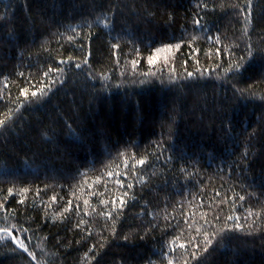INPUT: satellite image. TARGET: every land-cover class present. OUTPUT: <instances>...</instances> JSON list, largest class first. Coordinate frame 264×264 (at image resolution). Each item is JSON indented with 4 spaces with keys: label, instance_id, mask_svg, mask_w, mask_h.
I'll return each mask as SVG.
<instances>
[{
    "label": "trees",
    "instance_id": "trees-1",
    "mask_svg": "<svg viewBox=\"0 0 264 264\" xmlns=\"http://www.w3.org/2000/svg\"><path fill=\"white\" fill-rule=\"evenodd\" d=\"M245 9L0 0V119L11 116L0 127V226L15 225L36 256L2 239L0 264H264V60L247 59L248 44L264 48V0H252L251 23ZM105 12L108 28L96 20ZM240 57L245 70L225 76ZM249 85L256 98L235 90Z\"/></svg>",
    "mask_w": 264,
    "mask_h": 264
},
{
    "label": "snow or ice",
    "instance_id": "snow-or-ice-1",
    "mask_svg": "<svg viewBox=\"0 0 264 264\" xmlns=\"http://www.w3.org/2000/svg\"><path fill=\"white\" fill-rule=\"evenodd\" d=\"M202 3H203V0H201V4ZM197 7H200V4H198ZM203 7L207 8V5L204 4ZM251 8H252V0H246V9L245 10L248 11V15L245 17V20L248 23H251V11H250ZM109 12H111L112 16L115 15V13L111 9H109ZM109 12H105V13L102 14V16H97V18H96L97 22L102 23L105 28H108V27L111 26V19H110V16H109ZM2 19H4V16L0 15V20H2ZM169 19L171 20L172 17L169 16ZM200 21H201V18H194L193 19V24L196 27H202ZM91 26L92 25L89 24V27H91ZM245 34H247V27H245ZM9 35H11V32L9 33ZM197 38L198 37H196V36H192L191 37L192 40H196ZM209 39H211V37H209ZM216 42L217 43L220 42L219 36L216 37ZM233 46L238 47V45H233ZM112 47L113 48H118L119 44L118 43L117 44H113ZM172 47H173V45H166L165 46L166 49H171ZM179 47H180V44H176L175 45V48L179 49ZM227 49H228V46L226 45L225 46V50H227ZM156 51L159 53V52L163 51V49H157ZM219 52H220V50L217 49V54H219ZM257 54H259L261 59L264 60V48L254 49L251 44H248V46H247V59L249 61L254 60L256 58ZM69 59H71V58H69ZM83 63H85V64L88 63L86 58L84 59ZM133 63H135V62H133ZM149 63L150 64L153 63V58L152 57L149 58ZM75 66L77 68H80L81 64L77 63ZM242 70H245V58L244 57H240L239 60L230 61L229 64H228V67L224 69V74H225V76H227L228 73H233L234 75H237ZM49 71H51V69ZM57 71H62V70L58 69ZM20 75H23V73H20ZM47 75H48V73H45V76H47ZM187 75L189 77H191L193 75V73L189 72ZM218 78H222V77H218ZM5 79H7V77H5ZM105 79H107V78L105 77ZM259 82H264V69H262V71H261L260 81ZM233 87L235 88V85H233ZM235 90L241 96L247 94L251 98H256V93L253 90V86L252 85H249L247 88H236ZM20 91H21V95H24L25 97H27L28 91H29L27 88H22ZM38 91H39L40 95H46V93L43 91V89H40ZM31 95L33 97H36L38 95V92L37 91H32ZM259 98L260 99H264V96L259 97ZM9 119H11V116L9 114H5V118L4 119H0V127L5 126L6 121L9 120ZM68 128L70 130H72L70 124L68 125ZM72 134L76 135L75 130H72ZM118 155L119 156H123L124 154L123 153H119ZM247 157H248V150H247V146H245V151L242 153V159H246ZM131 159L135 161V163L132 164L133 168H135L136 164L144 165V163H145L144 159L136 160L134 155L131 157ZM124 164H125V167L127 168L128 167V161L125 160ZM181 170L183 171V169H181ZM108 175L111 176V175H113V173L109 172ZM117 175H118V173H117ZM117 183H119V181H117ZM128 187H132V185L129 184ZM11 191H12L11 188L8 189L9 194H11ZM25 191H27V189H25ZM125 195H127V193H125ZM51 199L53 201H55L56 197L53 196ZM240 199L243 200L244 197L241 196ZM21 203H23V201H21ZM87 203L88 202L85 201V204H87ZM101 203L107 204L108 201H101ZM111 203L113 205H116L117 201L113 200ZM118 203L121 206H123L126 203V201L121 198V199L118 200ZM2 207H3V204H0V208H2ZM70 207H71V202H69V208ZM68 210L69 209H67V208L64 209L65 212L68 211ZM61 215H63V213H61ZM100 215L106 216L109 219L112 218V213L111 212H107V213L102 212V213H100ZM249 215H251V212L249 213ZM7 219H8V217L5 216L4 220L7 221ZM228 219L231 220V219H233V217L229 216ZM85 223H86L85 221L81 220L75 225V227L79 228L82 224H85ZM15 227H16L15 225H9L7 223H5L3 226H0V233H3V235H0V240L10 238L13 241V243L16 244V248L12 250L13 252H15V251H17V249H19L23 253H26L29 257H31L32 260H35L36 259L35 254L29 250V248H28L27 244L25 243L24 239H18L15 235H13V231L12 230ZM237 227H239V225H237ZM23 231H27V229H23ZM197 231H199V229H197ZM112 233H113V235L115 234V222H113V225H112ZM91 234L92 233L89 230L88 231V235L90 236ZM128 238H129L128 236L124 237L125 240H127ZM204 240H205L206 244L210 245L212 243V241L208 239L207 235H205ZM172 243H175V241H172ZM178 247L180 249H185V244L181 243V244L178 245ZM100 248L103 249L104 248V244H101ZM170 250L174 251V249H170ZM207 250H208L207 247H205L203 249L204 252H207ZM88 253H93V255L91 257H89ZM99 255H100V252L96 250V245L95 244H93L88 249V252H86L84 254L85 259H90V260H93V261L96 260ZM165 255H167V254L165 253ZM192 255H193V259H195L196 258V254L193 253ZM148 264H155V262L150 260L148 262ZM167 264H173V259L169 258L167 260ZM185 264H187V261H185Z\"/></svg>",
    "mask_w": 264,
    "mask_h": 264
}]
</instances>
